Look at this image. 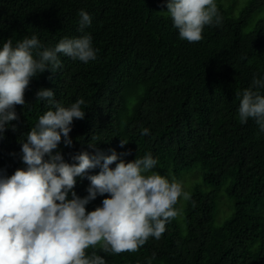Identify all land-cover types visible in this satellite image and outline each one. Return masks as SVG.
<instances>
[{
	"label": "trees",
	"instance_id": "trees-1",
	"mask_svg": "<svg viewBox=\"0 0 264 264\" xmlns=\"http://www.w3.org/2000/svg\"><path fill=\"white\" fill-rule=\"evenodd\" d=\"M167 2L0 0V50L8 39L15 47L35 35L43 51L61 39L90 34L96 52L88 63L58 54L61 67L55 73H37L30 80L25 104L14 106L18 119L0 138V177L27 167L22 142L53 107L37 100L39 90H52L64 107L82 98L85 117L70 126L72 146L66 147L62 136L53 154L59 151L73 164L72 157L82 152L115 150L125 163L151 153L158 161L154 169L163 174L179 176L201 167L212 188L192 195L186 232L172 218L159 239L150 237L135 253L107 254L99 246L89 253L96 251L106 264H264V133L253 119L241 124L238 116L243 91L254 77L264 79V0H248L240 12L236 3L215 0L221 23L206 25L196 43L182 40L170 16L162 14ZM80 10L92 20L83 31ZM121 140L128 141L123 148ZM99 172L91 169L76 178L73 191L79 198L88 195L86 177ZM227 183L235 212L216 226L217 200ZM105 198L98 195L86 210L102 207Z\"/></svg>",
	"mask_w": 264,
	"mask_h": 264
},
{
	"label": "clouds",
	"instance_id": "clouds-1",
	"mask_svg": "<svg viewBox=\"0 0 264 264\" xmlns=\"http://www.w3.org/2000/svg\"><path fill=\"white\" fill-rule=\"evenodd\" d=\"M167 9L179 37L189 43L202 40L206 25L221 23L215 0H168ZM79 16L83 31L92 20L84 10ZM41 47L33 35L15 47L8 39L0 50V138L10 122L18 119L14 106L25 104L30 80L37 73H55L61 67L58 54L84 63L96 59L90 34L61 39L54 49L39 51ZM260 89H264V79L254 77L240 97L238 116L241 124L253 119L264 133V94ZM53 97L52 90L36 93L37 100H47L53 107L39 117L22 142L26 169L0 177V264H106L96 251L88 250L99 246L107 254L135 253L150 237L159 239L166 222L179 214L175 208L178 200L190 199L182 183L152 171L158 161L151 153L125 163L115 150L111 155L82 152L72 157L75 163H66L59 151L53 152L62 136L65 146H72L70 126L74 119H84L81 105L85 101L77 99L64 107ZM148 134V129L142 130V135ZM127 143L121 140L120 147ZM113 164L114 169L110 168ZM96 168H100L98 174L86 177L90 181L88 195L79 198L73 191L76 178L83 179ZM105 194L109 198L103 199L102 207L86 210V205Z\"/></svg>",
	"mask_w": 264,
	"mask_h": 264
},
{
	"label": "rangeland",
	"instance_id": "rangeland-1",
	"mask_svg": "<svg viewBox=\"0 0 264 264\" xmlns=\"http://www.w3.org/2000/svg\"><path fill=\"white\" fill-rule=\"evenodd\" d=\"M222 1L226 6L236 3L234 7L236 9V12L237 11L240 12L242 7L248 2V0H222ZM234 8H232V10ZM167 11L168 9L163 10L162 14L168 15ZM129 123L130 124L124 130V134L129 133L131 122ZM152 171L158 173L161 176H165L166 178L169 179V181L176 180L178 182H181L183 186V190L190 194V199L184 200L183 197H181L178 200L175 208L178 210L179 214L175 218H173L174 221H176L179 229L182 232H186V227H185L186 209L187 206L189 205L192 195L195 194L196 192L208 193L212 190L211 187L207 186L204 183V170L201 167L197 166L190 171H185L181 173L179 176H176L172 172L163 174L161 171H158L157 169H153ZM228 184L229 183H227V185L223 187L222 191L219 194V198L217 200V207H216V214L214 221L216 226H222L225 222H227L231 218V216L235 212L234 211L235 204L230 201V198L226 192V187L228 186Z\"/></svg>",
	"mask_w": 264,
	"mask_h": 264
}]
</instances>
